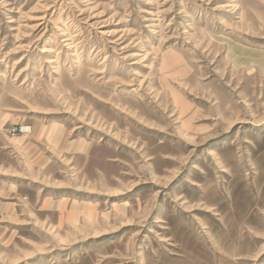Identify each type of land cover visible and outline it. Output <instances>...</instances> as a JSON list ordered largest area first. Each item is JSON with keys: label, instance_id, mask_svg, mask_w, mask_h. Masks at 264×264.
<instances>
[{"label": "rangeland", "instance_id": "obj_1", "mask_svg": "<svg viewBox=\"0 0 264 264\" xmlns=\"http://www.w3.org/2000/svg\"><path fill=\"white\" fill-rule=\"evenodd\" d=\"M0 264H264V0H0Z\"/></svg>", "mask_w": 264, "mask_h": 264}]
</instances>
